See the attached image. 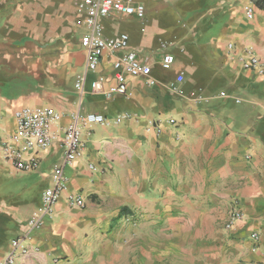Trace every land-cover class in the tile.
I'll use <instances>...</instances> for the list:
<instances>
[{
	"label": "crops",
	"instance_id": "1",
	"mask_svg": "<svg viewBox=\"0 0 264 264\" xmlns=\"http://www.w3.org/2000/svg\"><path fill=\"white\" fill-rule=\"evenodd\" d=\"M158 1L141 3L147 17L136 30L127 32L131 24L110 21L114 16L99 19L106 38L129 35L127 48L106 50L101 57L98 72L109 79L113 61L124 52L134 50L148 59L162 46L156 43L155 27L180 41L179 49L170 44L175 61L167 71L152 56L155 84L147 77L127 75L128 93L111 98L90 87L97 73L85 71L86 54L80 45L84 17L81 34L69 37L58 25L45 30L42 25L28 27L22 16L14 19L18 12L31 11L37 22L39 9L32 4L11 11L0 5L1 13L14 12L4 14L0 24V140L14 132V111L23 107L47 106L59 112L54 130L77 112H100L109 118L108 123L82 128V154L63 169L65 189L33 228L31 210L39 208L42 192L52 186V170L62 162L63 148L56 142L37 151V167L18 172L28 179L36 176L43 188L30 202L27 183L17 186L18 202L26 210L17 211L10 223L8 233H15L0 243V257L10 239L20 236L27 251L16 264L264 261V0H181L176 7L170 0ZM246 5L252 7L251 18ZM172 8H178V19H162ZM153 11H162L156 24ZM244 48L262 59V73L242 68L236 55ZM84 72L81 93L75 81ZM179 73L182 94L173 85ZM121 113L132 117L114 123ZM9 166L0 155V174ZM69 195L81 196L84 206H68ZM233 205L244 219L226 230L223 225ZM189 231H217L209 258L189 260ZM252 232L258 233L257 241L250 238Z\"/></svg>",
	"mask_w": 264,
	"mask_h": 264
},
{
	"label": "built area",
	"instance_id": "2",
	"mask_svg": "<svg viewBox=\"0 0 264 264\" xmlns=\"http://www.w3.org/2000/svg\"><path fill=\"white\" fill-rule=\"evenodd\" d=\"M76 7L79 12L83 13L85 20L86 29L80 37V45L86 54L85 71L97 73V77L90 84L93 91H101L107 98L126 95L129 91L127 75L147 77L150 85L156 83L151 76L150 62L134 50L124 52L113 61V74L110 79L105 74L98 72L101 57L106 50L109 52L123 50L127 48L129 42V35L126 32H120L113 38H106L102 33L99 19L108 16H134L143 20L145 8L141 3H133L130 0H76ZM244 11L248 18L253 16L250 5H246ZM228 47L234 51L232 43H229ZM236 56L242 68L263 72L262 59L254 54L251 49L244 48ZM174 61L173 54L167 52L163 54L160 65L163 69H169ZM182 81V73L177 74L173 85L179 94H182V90L179 88ZM84 82L85 72L78 76L75 81V87L81 93L83 92ZM194 94V92H190L189 96L194 97ZM60 116L59 112L47 106L16 109L14 111L16 120L14 132L7 140H0L1 157L17 171H33L38 165L35 153L39 150L48 149L56 142L64 150L62 162L53 167L52 186L47 187L42 192L41 207L38 212L32 213L29 218V227L31 228L38 225L43 215L51 211L58 194L65 189L63 169L65 165L71 164L82 154L84 147L81 138L82 128L109 122V118L100 112H87L84 114L77 112L64 127L60 130H54L53 125L60 119ZM131 117L128 113H121L115 116L113 121L114 123H120ZM170 122L174 123L175 120L170 119ZM89 168L94 169L93 165H89ZM67 204L70 207H83L84 200L79 195H69ZM243 219V212L236 205H233L228 210L223 227L226 230L233 229L236 223ZM126 220H130V217H126ZM250 238L257 241L259 235L257 232H252ZM26 251L27 247L24 244V239L20 236L13 237L8 243L6 252L0 257V264H16L18 256L25 254ZM258 264H264V261H260Z\"/></svg>",
	"mask_w": 264,
	"mask_h": 264
},
{
	"label": "rangeland",
	"instance_id": "3",
	"mask_svg": "<svg viewBox=\"0 0 264 264\" xmlns=\"http://www.w3.org/2000/svg\"><path fill=\"white\" fill-rule=\"evenodd\" d=\"M136 1L143 3L144 0ZM180 1L181 0H170L169 2L172 5L174 4L173 6L176 7L175 4H178ZM28 4L34 5L33 8H36L37 10L39 9L38 15H40V17L38 16L36 18L37 22H33L32 17H30L31 14L34 15V13H32L31 11L18 12V17L14 18L16 21H19L20 17L22 16L21 19L23 20V23L26 22V25L28 27H39V25H42V27H45V30H47L52 25H58L61 29L64 28L66 30V36H75V32H78V35L81 34L80 26L83 25L84 16L83 13H80L76 9V0H0V5L5 6L4 8L8 11L14 10L15 6H26ZM172 9V11L163 12L161 18L164 20H177L179 17V13L177 10L178 8ZM161 12L162 11L152 12V14L154 15V17L152 18H154L155 24L157 22L156 19L158 20V17L161 16ZM11 13L14 12L1 13L0 11V24H2L3 20L6 18L4 14L9 15ZM146 17L147 11L145 10V15L142 21L140 19L135 18L134 16L111 17L110 21H113L115 23V20H117L119 24H122V22L127 24L130 23L131 26L127 30L128 32L129 30H136L141 25V23L145 21ZM119 24L115 25L114 28L119 30V26H121ZM163 30L165 34L160 40L159 34L163 33ZM177 30L179 31L180 28L177 27ZM153 31L154 37L157 39L156 43L162 44V46H164L165 44L168 45L165 48L162 46L158 47L160 51L159 49H157L153 54L151 53L150 56H147L149 62L152 63L153 56L154 60H158L160 63L163 53L167 51L170 52V44H172V46H174L176 49H179L180 41L176 38V36H174L175 34H171L170 36L169 33L167 34V32H165L166 29L159 28L158 26L155 27ZM163 70L167 71L168 69ZM18 172L19 171L13 169L10 165L4 175L0 174V185L2 184V179H7L3 182L4 186L1 187L2 189L0 188V238H2V240L0 239V243L5 242V240H8V238L14 236L15 231H12L11 234L8 233L10 231V223H12V220L14 219L15 215L18 214L17 211L21 209L24 212L26 210L25 205H22L18 202V199L20 197L18 190L20 189H18L17 186H19L20 184L24 185V183H27V193L25 194L27 198L29 197L32 199L30 202H33L36 197L38 199L37 192H39L40 189L43 188L42 183L36 178V176H33V178L29 176L28 179L25 178V176H20V173ZM11 182L14 183L10 184ZM37 203H39L37 207L39 206L40 208V199L39 201H37ZM39 208L31 210V214L38 212ZM220 227H222V225ZM215 234H217V231H201V234H195V231H189L186 240L189 248V260L209 258L211 255V248L209 247L213 245L216 241ZM200 246L203 247L202 250H200ZM206 248H208V250Z\"/></svg>",
	"mask_w": 264,
	"mask_h": 264
}]
</instances>
